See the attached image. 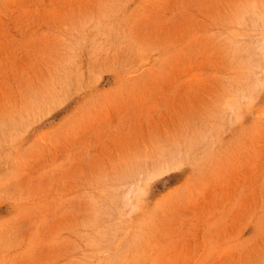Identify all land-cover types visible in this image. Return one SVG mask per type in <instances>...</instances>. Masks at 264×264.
I'll list each match as a JSON object with an SVG mask.
<instances>
[{"label": "rangeland", "instance_id": "374dc122", "mask_svg": "<svg viewBox=\"0 0 264 264\" xmlns=\"http://www.w3.org/2000/svg\"><path fill=\"white\" fill-rule=\"evenodd\" d=\"M0 264H264V0H0Z\"/></svg>", "mask_w": 264, "mask_h": 264}]
</instances>
